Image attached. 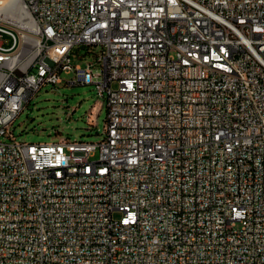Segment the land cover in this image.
Returning a JSON list of instances; mask_svg holds the SVG:
<instances>
[{
  "label": "built area",
  "instance_id": "obj_1",
  "mask_svg": "<svg viewBox=\"0 0 264 264\" xmlns=\"http://www.w3.org/2000/svg\"><path fill=\"white\" fill-rule=\"evenodd\" d=\"M23 1L0 0V264H264V0ZM64 83L104 98L103 139L19 141Z\"/></svg>",
  "mask_w": 264,
  "mask_h": 264
},
{
  "label": "rangeland",
  "instance_id": "obj_2",
  "mask_svg": "<svg viewBox=\"0 0 264 264\" xmlns=\"http://www.w3.org/2000/svg\"><path fill=\"white\" fill-rule=\"evenodd\" d=\"M101 50L100 46H77L73 64L93 62ZM106 119L105 100L98 96L94 85H47L17 118L13 131L19 141L33 144L61 139L99 143L104 137ZM98 158L99 152L91 160Z\"/></svg>",
  "mask_w": 264,
  "mask_h": 264
},
{
  "label": "bare ground",
  "instance_id": "obj_3",
  "mask_svg": "<svg viewBox=\"0 0 264 264\" xmlns=\"http://www.w3.org/2000/svg\"><path fill=\"white\" fill-rule=\"evenodd\" d=\"M3 7H13L15 17H22L25 14V2L23 0H1ZM0 23H7V12H0Z\"/></svg>",
  "mask_w": 264,
  "mask_h": 264
},
{
  "label": "trees",
  "instance_id": "obj_4",
  "mask_svg": "<svg viewBox=\"0 0 264 264\" xmlns=\"http://www.w3.org/2000/svg\"><path fill=\"white\" fill-rule=\"evenodd\" d=\"M80 58H83V57H80Z\"/></svg>",
  "mask_w": 264,
  "mask_h": 264
}]
</instances>
